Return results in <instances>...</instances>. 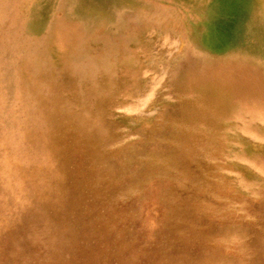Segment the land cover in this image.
Here are the masks:
<instances>
[{
	"label": "bare ground",
	"instance_id": "6f19581e",
	"mask_svg": "<svg viewBox=\"0 0 264 264\" xmlns=\"http://www.w3.org/2000/svg\"><path fill=\"white\" fill-rule=\"evenodd\" d=\"M190 1L0 0V264H264V0L216 53L165 5ZM153 33L184 45L169 69L149 63ZM168 72L162 124L134 136L127 116L152 115ZM217 171L235 220L210 194Z\"/></svg>",
	"mask_w": 264,
	"mask_h": 264
},
{
	"label": "rangeland",
	"instance_id": "374dc122",
	"mask_svg": "<svg viewBox=\"0 0 264 264\" xmlns=\"http://www.w3.org/2000/svg\"><path fill=\"white\" fill-rule=\"evenodd\" d=\"M250 1L251 0H202V7H201L202 9L200 12L197 11L198 7H196V4L193 2V0L190 1L189 4L181 5L179 7H176V6L172 5L171 3H168V4L166 3L165 5L168 8H174L175 10H177V13H179L180 16H183L184 14L187 16V13H192L193 18L187 19V22H186L187 25L190 26L191 28L192 27L195 28L196 26H199L201 29L200 32L198 33V41H199V43H201L200 45L204 49L206 48L207 51L212 52V53H216V52L222 50L224 47L229 46L230 41H232L233 35H235L239 32V28H240L239 27V22H240L239 20L241 19V16H243L245 14V12L248 10V8H250V5H251ZM208 8L210 9V11ZM232 9L234 10L233 14L231 13ZM208 12L211 15L208 14ZM232 15H233V17H231ZM214 19H216V20H214ZM230 21H232L233 24H231ZM207 29H208V31H207ZM223 32H225L227 35H225V33H223ZM166 40H168V39L165 37H162V42H165ZM167 42H168V47H166L165 51H168V52L164 53L165 51L160 47L161 46L160 34L159 33H153L149 37V43H148L149 49H150L149 63H151L153 61H160V60H165L166 58H169V61L166 62L167 68L169 69V67H172L174 65V63H175L174 60L176 58H178V56L182 55V52H183L182 49H184V45H182V47H183V48L181 47L182 49H179V44L181 45V43H182L180 37L179 38L178 37H172V39L167 41ZM170 47H172V49ZM167 53H168V55H167ZM166 72H167V70L166 71L163 70L160 73L164 75ZM168 82H169V72L167 73V79H165L164 77L158 78L159 84L154 89L153 101H151V103L146 104V106H147L146 111L155 110L154 112H152V115H149L150 114L149 112L139 114V115H136L134 112H132V113H130V115L127 116L129 127L133 130H136V131H133V130L129 129V132L130 133L132 132L134 136H137L139 134L138 132H142L146 128H150V127L156 128L157 125L162 124L160 114H161V111L164 109L163 102L165 101L166 96H168V90H167V83ZM171 98L172 99H170L168 101V103H172L173 100H176L175 97H171ZM240 136L244 137V135H242V134ZM228 139L232 140L231 138H228ZM137 141H139V143L140 142H146V140L144 138H141V136H139L138 138H136V141H133L130 144V146H133L135 143H137ZM250 142H252V141L248 142L249 147H253V145H254L253 142H252V144ZM150 143H153V145H157V146H161V147L169 144L165 140H163L162 138H158V137H153L151 139ZM227 146H228V148H226V155L223 158V160L230 159L231 154L233 152V148L231 147V144L227 145ZM258 146H257V144L255 145V147H258ZM258 148L262 149V148H264V146L260 145V147H258ZM125 149H127V148L126 147L121 148V150H125ZM152 157L149 156V153L139 155L137 157L138 158L137 159L138 160V166L140 168H143L146 165H148V163H150L151 161L157 162ZM246 158H247V156H245V159ZM230 166H229V168L231 170H234V166L233 167H230ZM241 169L246 170L248 172V176L250 177V179H255L256 177L257 178H263L260 174L256 173L253 169H250V168L248 169V167H246L245 165H241ZM133 174H134V172H132V171L129 172V175H133ZM216 174H217V177H211L210 178V185L212 187V192H210V194L214 193L213 192L214 190L218 194H220L221 192L223 193L225 191L224 194L221 193L224 197L223 205L225 206L224 207L225 208V211H224L225 212V218H226V220H235V219H237L236 218L237 215H235V213H234L233 204H230L231 202H229V201H230V199H232V197L235 195V193H237L239 190L235 187L234 181H232L228 175L222 174L220 176L218 171ZM218 175L220 176V178H218L219 177ZM218 180H220V181H218ZM156 183H157V181L154 179L145 181L144 184L141 186V188H139L137 190L138 194H143L144 189H152L156 185ZM240 194L243 197L248 196V194H246L245 191H242ZM251 198L252 197L249 196L250 202L256 201V198H254V197L252 199ZM151 201L152 200H147L146 204L142 208V210L144 209L142 216L148 218V221L146 220L147 222H145L146 228L147 227L151 228L156 224L155 222H156V219H157L158 214H159L158 209H157V207H158L157 203L158 202L154 200V202L152 201L153 202L152 203ZM148 205H149V208H147ZM152 224H154V225H152Z\"/></svg>",
	"mask_w": 264,
	"mask_h": 264
}]
</instances>
